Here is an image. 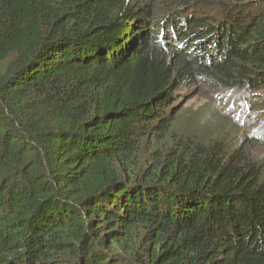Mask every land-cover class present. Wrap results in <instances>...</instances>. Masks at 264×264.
Wrapping results in <instances>:
<instances>
[{
	"label": "trees",
	"instance_id": "1",
	"mask_svg": "<svg viewBox=\"0 0 264 264\" xmlns=\"http://www.w3.org/2000/svg\"><path fill=\"white\" fill-rule=\"evenodd\" d=\"M199 82L260 127L147 156ZM260 145L264 0H0V264H264Z\"/></svg>",
	"mask_w": 264,
	"mask_h": 264
},
{
	"label": "rangeland",
	"instance_id": "2",
	"mask_svg": "<svg viewBox=\"0 0 264 264\" xmlns=\"http://www.w3.org/2000/svg\"><path fill=\"white\" fill-rule=\"evenodd\" d=\"M207 83L199 82L191 86H183V95L178 97L177 110L172 112L174 125L162 144H151L146 150V155L150 156L153 151H157L162 146L184 142L189 139L210 140L216 136L232 137L230 147L236 149L243 141L246 131L259 128L260 123L255 121L252 129H247L248 112L245 110L242 100L236 101L227 93L213 91ZM257 107L252 111L251 117L260 111ZM240 120L242 130L233 122ZM158 138V137H157ZM159 139V138H158ZM154 142V139H153ZM259 144H262L260 141ZM249 152L254 158H264V148L260 145ZM232 150V151H233Z\"/></svg>",
	"mask_w": 264,
	"mask_h": 264
}]
</instances>
